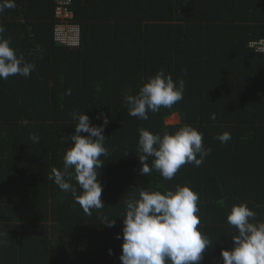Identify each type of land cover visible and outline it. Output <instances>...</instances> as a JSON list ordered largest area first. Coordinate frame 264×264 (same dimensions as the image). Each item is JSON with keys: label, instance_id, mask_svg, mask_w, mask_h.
<instances>
[{"label": "trees", "instance_id": "1", "mask_svg": "<svg viewBox=\"0 0 264 264\" xmlns=\"http://www.w3.org/2000/svg\"><path fill=\"white\" fill-rule=\"evenodd\" d=\"M55 8L0 0V264H264V0Z\"/></svg>", "mask_w": 264, "mask_h": 264}, {"label": "built area", "instance_id": "2", "mask_svg": "<svg viewBox=\"0 0 264 264\" xmlns=\"http://www.w3.org/2000/svg\"><path fill=\"white\" fill-rule=\"evenodd\" d=\"M71 3L72 0H55L54 16L58 22L54 28L53 36L58 43L78 46L81 33L78 25L71 24L73 20V14L69 10ZM250 47L257 53H264V39L250 43Z\"/></svg>", "mask_w": 264, "mask_h": 264}, {"label": "rangeland", "instance_id": "3", "mask_svg": "<svg viewBox=\"0 0 264 264\" xmlns=\"http://www.w3.org/2000/svg\"><path fill=\"white\" fill-rule=\"evenodd\" d=\"M71 24H73V23H71ZM179 123H180V119L177 115L172 116L167 121V124H172V125L179 124Z\"/></svg>", "mask_w": 264, "mask_h": 264}, {"label": "clouds", "instance_id": "4", "mask_svg": "<svg viewBox=\"0 0 264 264\" xmlns=\"http://www.w3.org/2000/svg\"><path fill=\"white\" fill-rule=\"evenodd\" d=\"M72 13V12H71Z\"/></svg>", "mask_w": 264, "mask_h": 264}]
</instances>
